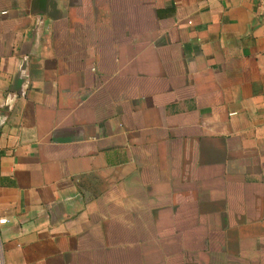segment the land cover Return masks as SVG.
<instances>
[{
	"label": "crops",
	"instance_id": "crops-1",
	"mask_svg": "<svg viewBox=\"0 0 264 264\" xmlns=\"http://www.w3.org/2000/svg\"><path fill=\"white\" fill-rule=\"evenodd\" d=\"M4 264H264V0H0Z\"/></svg>",
	"mask_w": 264,
	"mask_h": 264
},
{
	"label": "built area",
	"instance_id": "built-area-1",
	"mask_svg": "<svg viewBox=\"0 0 264 264\" xmlns=\"http://www.w3.org/2000/svg\"><path fill=\"white\" fill-rule=\"evenodd\" d=\"M6 222H7L6 219H2V220H0V223H1V224H5ZM0 264H4L2 260H0Z\"/></svg>",
	"mask_w": 264,
	"mask_h": 264
}]
</instances>
